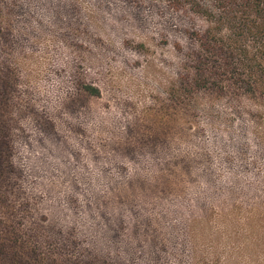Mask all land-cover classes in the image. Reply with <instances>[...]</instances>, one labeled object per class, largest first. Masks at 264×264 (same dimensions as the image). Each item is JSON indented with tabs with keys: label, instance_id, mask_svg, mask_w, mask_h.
Masks as SVG:
<instances>
[{
	"label": "rangeland",
	"instance_id": "1",
	"mask_svg": "<svg viewBox=\"0 0 264 264\" xmlns=\"http://www.w3.org/2000/svg\"><path fill=\"white\" fill-rule=\"evenodd\" d=\"M226 4L0 0L29 221L54 215L69 241L134 264H264V116L245 97L172 94L192 33L217 19L236 30Z\"/></svg>",
	"mask_w": 264,
	"mask_h": 264
},
{
	"label": "trees",
	"instance_id": "2",
	"mask_svg": "<svg viewBox=\"0 0 264 264\" xmlns=\"http://www.w3.org/2000/svg\"><path fill=\"white\" fill-rule=\"evenodd\" d=\"M225 6L238 16L236 30L217 19L192 33L196 47L182 80L173 87V100L176 105L201 91L245 97L264 116V0H227ZM20 79L17 68L0 61V264H134L97 255V245L86 249L69 241L57 229L54 215L40 217L47 226L29 221L31 204L15 193L12 175L15 141L9 112ZM80 86L89 96L102 95L96 84Z\"/></svg>",
	"mask_w": 264,
	"mask_h": 264
}]
</instances>
